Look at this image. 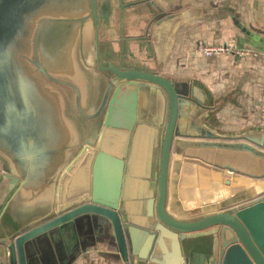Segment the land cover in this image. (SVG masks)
<instances>
[{
    "label": "water",
    "instance_id": "95a60500",
    "mask_svg": "<svg viewBox=\"0 0 264 264\" xmlns=\"http://www.w3.org/2000/svg\"><path fill=\"white\" fill-rule=\"evenodd\" d=\"M8 1L0 0V20L5 23L0 35V101L6 98L16 110L14 117H18L15 121L0 117V154L17 173L9 177L6 192L20 183L31 197L53 200L42 218L0 237V264H29L28 242L86 213L110 220L119 251L124 260L128 259L132 223L127 208L117 202V169L129 122L139 110L150 118L143 107L148 101L158 102L159 117L165 101L168 105L158 177V221H149L148 228L156 242L161 241L165 229L180 233L177 237L172 232L167 236L171 239L168 245L153 251L152 263L264 264V196L244 207L194 221L178 220L166 211L169 163L174 139L182 130L181 118L192 104L208 106L195 87L180 86L174 79L146 68L102 63L99 28L112 33V16L117 10L123 18L126 8L150 1L164 11L156 15L152 31L148 29L140 40L147 42L149 51L163 44L157 60L163 58L180 23L179 1L101 0L98 5V0H14L7 8ZM104 71L111 75L98 103ZM120 102L124 108L121 120L114 114ZM107 105L104 128L95 139L80 137L76 126L72 130L73 120L63 114L66 106L81 122L90 123ZM133 107L136 114H132ZM196 129L212 136L200 126ZM201 236L213 237L212 255L198 261L183 257L178 238Z\"/></svg>",
    "mask_w": 264,
    "mask_h": 264
},
{
    "label": "crops",
    "instance_id": "0c3cea01",
    "mask_svg": "<svg viewBox=\"0 0 264 264\" xmlns=\"http://www.w3.org/2000/svg\"><path fill=\"white\" fill-rule=\"evenodd\" d=\"M178 1L180 23L163 58L157 60L163 44L149 51L147 42L140 40L153 28V23L143 29L138 22L145 2L126 8L124 18L115 12L114 31L104 30L101 56L105 65L117 58V64L125 67L146 68L174 79L180 86H194L208 104L205 108L192 104L185 109L181 133L172 146L167 179L166 211L178 220L194 221L244 207L264 196V0ZM203 44H233L252 53L208 56L197 51ZM167 106L165 101L160 117L158 102L154 101L143 106L150 118L142 116L141 110L137 112L133 131L140 135L138 148L119 155L117 202L127 208L132 223L128 259L124 260L119 251L110 220L86 213L28 242L29 264H154L153 251L166 247L171 240L167 236L174 232L165 229L161 241L156 242L148 228L149 221H158V177ZM108 109L107 105L90 123L78 122L80 133L99 138ZM197 126L212 136L202 135ZM145 127H149L148 134ZM90 128H96L94 136L88 133ZM72 130H76L75 123ZM133 137L130 144L134 148ZM11 175L17 173L0 154V237L42 218L53 200L31 197L20 183L7 193ZM57 191L55 186V202ZM174 233L179 237L180 233ZM212 240V236L178 238L177 244L183 257L198 261L212 255Z\"/></svg>",
    "mask_w": 264,
    "mask_h": 264
},
{
    "label": "rangeland",
    "instance_id": "374dc122",
    "mask_svg": "<svg viewBox=\"0 0 264 264\" xmlns=\"http://www.w3.org/2000/svg\"><path fill=\"white\" fill-rule=\"evenodd\" d=\"M14 0H10L8 1L7 5L5 7L7 8H11V6L14 4L13 2ZM4 2H1V5L4 6L3 4ZM18 2H16L17 4ZM145 5L142 7H140L139 10H141V12L138 14V22H140V27L141 28H145L146 26H150L156 15L159 14V12H163L164 10L162 8H160L159 6L155 5L153 2H145L144 3ZM126 16V14H125ZM124 18V16H123ZM124 20V19H123ZM123 24V22H122ZM146 29V28H145ZM5 31V23L4 21L0 20V35H2ZM145 31V30H143ZM102 59V57H101ZM122 59H125L124 57H122ZM113 62H115L116 64L119 63V60L116 58L115 60H112ZM125 62V61H124ZM142 62V64L144 65H148L147 61H140V63ZM105 88V86H104ZM102 95H100L101 97ZM99 97V99H100ZM98 103H99V100H98ZM98 103L96 104V107L98 106ZM123 102H120L115 108H114V114H118L119 116V119L121 120V116H122V112H123ZM16 113V110L14 107L12 106H9L8 103H7V99L6 98H3L1 101H0V117L2 118H9L10 121H15V119L18 117L16 115V117H14V114ZM126 113V111H124V114ZM132 114H136L135 112V108L133 107L132 109ZM118 119V120H119ZM117 120V121H118ZM135 120L134 119V116L131 120V122H129L130 124V128H129V131L126 132V135L124 137V141H125V147H124V153H127L128 150L130 151L131 149H133L132 151L134 150H137L138 148V142H139V136L140 135H137L138 134V131H136V134H134V124H135ZM83 121V120H82ZM149 132V127H145V133L148 134ZM134 136V137H133ZM132 137L134 138V148L133 146L130 144L131 143V140H132Z\"/></svg>",
    "mask_w": 264,
    "mask_h": 264
},
{
    "label": "built area",
    "instance_id": "2783aa9c",
    "mask_svg": "<svg viewBox=\"0 0 264 264\" xmlns=\"http://www.w3.org/2000/svg\"><path fill=\"white\" fill-rule=\"evenodd\" d=\"M197 51L208 56L220 55V54H235V55L245 56L252 53L247 49L236 47L233 44H228V45L203 44L197 48ZM262 114L264 116V109L262 110Z\"/></svg>",
    "mask_w": 264,
    "mask_h": 264
},
{
    "label": "flooded vegetation",
    "instance_id": "af4514ba",
    "mask_svg": "<svg viewBox=\"0 0 264 264\" xmlns=\"http://www.w3.org/2000/svg\"><path fill=\"white\" fill-rule=\"evenodd\" d=\"M98 5H101V0H98ZM118 12H120L119 10H117ZM120 14V13H119ZM119 16V15H118ZM121 17V16H120ZM103 36H104V28H103V26H101L100 28H99V40H100V56H101V44H102V40H103ZM102 57V56H101ZM102 63H103V61H102ZM104 64V63H103ZM105 65V64H104ZM108 65V64H107ZM107 65H105V66H107ZM118 65V64H117ZM109 75H111V72H106V71H104V72H102V75H101V77H100V83H101V92H100V95H102L101 97H100V95H99V97H100V99H99V101H101V99H102V97H103V94H104V90H105V88H106V78L107 77H109ZM104 86H105V88H104Z\"/></svg>",
    "mask_w": 264,
    "mask_h": 264
},
{
    "label": "bare ground",
    "instance_id": "6f19581e",
    "mask_svg": "<svg viewBox=\"0 0 264 264\" xmlns=\"http://www.w3.org/2000/svg\"><path fill=\"white\" fill-rule=\"evenodd\" d=\"M89 105H90V102H89ZM63 114H64L65 117L68 116V118H70V119L73 120V122L75 123V126H76L77 130H79L78 131L79 132V136L80 137H84L85 134L84 133H82V134L80 133V130H82V128H81V126L78 123V122H80V120H79L77 114L74 111H72L71 108L66 107V106L63 107ZM90 131L91 132H88V133H90L91 136H94V134L96 132V128H90Z\"/></svg>",
    "mask_w": 264,
    "mask_h": 264
}]
</instances>
